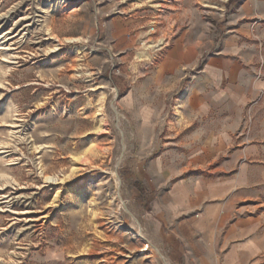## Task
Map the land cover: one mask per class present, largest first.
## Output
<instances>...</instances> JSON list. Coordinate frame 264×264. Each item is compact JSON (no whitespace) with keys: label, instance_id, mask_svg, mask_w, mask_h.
<instances>
[{"label":"rangeland","instance_id":"374dc122","mask_svg":"<svg viewBox=\"0 0 264 264\" xmlns=\"http://www.w3.org/2000/svg\"><path fill=\"white\" fill-rule=\"evenodd\" d=\"M260 10L0 0V264H175L157 204L176 183L207 199L210 181L239 183L216 192L258 225L264 264Z\"/></svg>","mask_w":264,"mask_h":264},{"label":"crops","instance_id":"0c3cea01","mask_svg":"<svg viewBox=\"0 0 264 264\" xmlns=\"http://www.w3.org/2000/svg\"><path fill=\"white\" fill-rule=\"evenodd\" d=\"M255 5L264 9V0H255ZM231 52L234 53L233 48ZM211 65L218 68L220 75L228 73L224 62ZM186 102L190 106L194 104V101ZM238 186L239 183L210 181L205 185L209 191L207 199H191L186 183H176L170 188L168 198L157 204L163 243L175 264H259L262 251L252 241L258 235V225L253 226V221L248 219L251 217H243V211L230 208L236 199H222L220 195L226 193L216 192ZM239 238L246 240H236Z\"/></svg>","mask_w":264,"mask_h":264},{"label":"bare ground","instance_id":"6f19581e","mask_svg":"<svg viewBox=\"0 0 264 264\" xmlns=\"http://www.w3.org/2000/svg\"><path fill=\"white\" fill-rule=\"evenodd\" d=\"M134 1H135V0H134ZM136 1H137V2H140L141 0H136ZM158 5H159V4H158ZM206 5H207V6H210V7H216V5L210 4V3L207 2V1H206ZM38 9H39L38 11L40 12V9H41V8H38ZM41 12H42V11H41ZM36 16H40V15L38 14V15H36ZM32 19H34V18H32ZM36 21H40V20L37 19V20H35L34 22H36ZM34 24H35V23L30 22V23L27 24L26 26H30V25H34ZM28 29H30V28H28ZM165 42H166L165 39H160V40H158V41H150L148 44L146 43V45H147L146 49H145V50H142L141 52H138V53H137V54H138V58H140V59H153V57H154V53H155L156 51L160 50V49L163 47V45L165 44ZM4 43H5V41L1 42V37H0V45H3ZM2 49H4V51H5L6 53H8V48H4V47H3ZM77 49H78V48H77ZM149 49H153V52H154V53L151 52V51H149ZM1 153H3V152H0V154H1ZM114 174L116 175V179L118 180L117 172L114 171ZM113 205H115V204H112L111 212H113V210H114ZM115 206H116L115 209H117L118 205L116 204ZM138 237H141V238H142L143 236H142L141 233H139V234H138ZM163 259H164V261H165L166 264H169L167 258L163 257ZM151 263H152V264H155L154 260H152Z\"/></svg>","mask_w":264,"mask_h":264}]
</instances>
